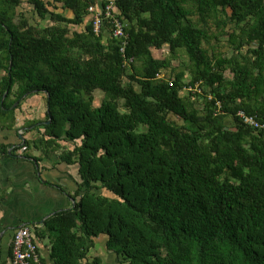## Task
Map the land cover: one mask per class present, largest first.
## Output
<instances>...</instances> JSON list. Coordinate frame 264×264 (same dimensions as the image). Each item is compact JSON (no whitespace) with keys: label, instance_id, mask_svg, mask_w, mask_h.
<instances>
[{"label":"trees","instance_id":"trees-1","mask_svg":"<svg viewBox=\"0 0 264 264\" xmlns=\"http://www.w3.org/2000/svg\"><path fill=\"white\" fill-rule=\"evenodd\" d=\"M107 2L0 0V132L45 95L24 157L79 166L37 232L52 264H264V132L238 117L264 124V0H115L126 38L77 30Z\"/></svg>","mask_w":264,"mask_h":264},{"label":"crops","instance_id":"crops-1","mask_svg":"<svg viewBox=\"0 0 264 264\" xmlns=\"http://www.w3.org/2000/svg\"><path fill=\"white\" fill-rule=\"evenodd\" d=\"M91 18L92 16L89 15L85 25L77 27V30L83 31L87 24L90 25ZM33 97L41 102L40 99L46 96L33 95L26 98L18 115L20 116V125L15 131L0 132V145L20 144L21 142L24 146V141L25 143L34 141L37 133L34 127L27 128L26 124L28 123L26 121L28 119L41 120L43 115L38 116L37 113H34L26 117L23 114L24 110L27 113V103L25 102L29 100L34 102ZM32 110L37 109L32 108ZM18 128L20 129L18 131L19 138L17 137ZM24 133L23 141L21 137L24 136ZM7 135L10 137L9 140L6 139ZM68 146L71 147V145ZM53 154L51 158L43 159L40 152L34 150L29 158L24 157L25 154L20 156L18 152L15 157L5 158L0 152V183L6 192L0 200V264H9L11 255L10 240L17 227L34 223L41 225L56 212L65 210V206L70 201L66 193L70 189H74L72 183L75 185V182L79 179V166H69L58 159L60 155ZM33 157L40 158L35 160ZM48 242V239L44 240L45 256L48 251L46 247Z\"/></svg>","mask_w":264,"mask_h":264},{"label":"built area","instance_id":"built-area-1","mask_svg":"<svg viewBox=\"0 0 264 264\" xmlns=\"http://www.w3.org/2000/svg\"><path fill=\"white\" fill-rule=\"evenodd\" d=\"M89 13L92 16V26L96 35H100L103 32L105 19L112 18L110 23L113 24V37L120 39L126 38V24H124L118 17L119 9L115 4V0H108L107 4L102 9L92 6L89 8ZM123 50L124 48L121 52H123ZM238 116L246 126L253 127L264 132V124L260 123L257 118L246 115L244 112H239ZM35 251L36 247L31 243L29 228L26 227L20 229L14 239V259L11 264H31L29 260L33 258L37 261Z\"/></svg>","mask_w":264,"mask_h":264},{"label":"rangeland","instance_id":"rangeland-1","mask_svg":"<svg viewBox=\"0 0 264 264\" xmlns=\"http://www.w3.org/2000/svg\"><path fill=\"white\" fill-rule=\"evenodd\" d=\"M29 6L30 5L28 3V0H23V4H22L21 8L19 9V11L22 12V13H26L27 12L25 14V17L32 20V14L29 13L30 10H31V7H29ZM51 9L53 10V8H51ZM57 12L62 13L64 11L62 9H58ZM64 15L65 16L67 15V16H70V17L72 16V14L70 12H66V13L64 12ZM37 20L38 21H41L38 18H37ZM44 24L45 25H49V24H51V21H46V22H44ZM168 50H169V47L168 46H165L162 50L152 49L151 50V53H153V56L156 59H164V58H166V57H168L170 55V53H169ZM178 65H179V62H174V66H178ZM228 76L231 77V74H228ZM162 77L163 78L164 77L165 78H169L170 77L169 72H163ZM104 96H105V94L102 91H99V90H97L94 93V98H95V102L94 103H95V106L98 107V106L101 105V102L104 99ZM35 98L36 97H33V99H35ZM45 98H43L44 100L41 98L40 99L41 102L37 101L36 99L34 100V102L33 101H30V100L28 102H25V103H27L26 104V107L29 108L28 110L26 108L27 113L29 115H33L34 113H37L38 116L43 115V117H41V120H45V111H46V100H45ZM22 105L24 106V104H22ZM196 105H197V107H201V104H199V103H196ZM32 108H36L37 110L33 111ZM30 142H33V141H30ZM33 151L34 150H30V154H33ZM72 187L73 188H76L77 187V181L75 182V185H73V183H72ZM105 194L107 195V193H105ZM108 196H111V195H108ZM101 238H105L106 239L105 236H102ZM92 255L94 256V258L95 257H102L105 260V262H104L105 264H118L119 261H120L119 259H116L114 255L113 256H110V254H107V252H105L104 249H103V247L101 245H99V244H97L96 248L93 249Z\"/></svg>","mask_w":264,"mask_h":264},{"label":"clouds","instance_id":"clouds-1","mask_svg":"<svg viewBox=\"0 0 264 264\" xmlns=\"http://www.w3.org/2000/svg\"><path fill=\"white\" fill-rule=\"evenodd\" d=\"M119 15H120V13H119ZM91 23H92V21H91ZM94 31V30H93ZM242 112V111H241ZM239 117V116H238ZM26 143H25V141H24V146L22 145V148L18 151V153L20 154V156L21 155H24V153H25V150L27 151V149H26V145H25ZM12 149H14V148H11V150ZM25 149V150H24ZM21 150H22V152H21ZM17 154V153H16ZM16 154H15V156H16ZM70 199V201L72 200L73 201V199H71V198H69ZM74 202V201H73ZM53 216V215H52ZM43 224H44V222H43ZM43 224H37V223H34V224H30V225H20L19 227H17L15 230H14V232H13V236H12V238H11V240H10V247H11V255H10V261H9V264H11V262H12V260L14 259V239L16 238V236H17V234H18V232H19V230L20 229H22V228H29V230H30V239H31V243L36 247V251H35V255H36V257H37V261H35L34 260V258L33 259H30L29 260V262L31 263V264H52V261L50 260V258H49V248H48V245H50V240L48 239V238H46V239H48L49 240V242L47 243V249H48V251H47V255L45 256V246H44V240L45 239H40L39 237H38V234H37V232L40 230V229H42V227H43ZM48 257V258H47Z\"/></svg>","mask_w":264,"mask_h":264},{"label":"water","instance_id":"water-1","mask_svg":"<svg viewBox=\"0 0 264 264\" xmlns=\"http://www.w3.org/2000/svg\"><path fill=\"white\" fill-rule=\"evenodd\" d=\"M51 122H52V120L50 119L49 122H48V124H50Z\"/></svg>","mask_w":264,"mask_h":264}]
</instances>
